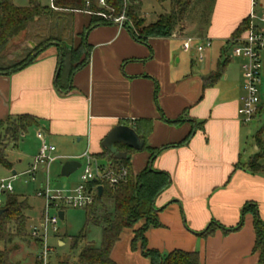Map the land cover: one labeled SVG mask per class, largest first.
<instances>
[{
	"label": "crops",
	"instance_id": "0c3cea01",
	"mask_svg": "<svg viewBox=\"0 0 264 264\" xmlns=\"http://www.w3.org/2000/svg\"><path fill=\"white\" fill-rule=\"evenodd\" d=\"M252 10V0H215L203 30L191 22L171 37L147 42L135 39L128 27L99 24L87 33L89 61L73 74L69 93H61L54 84L55 46L24 69L0 74V119L34 116L38 139L40 133L66 161L79 160L86 152L102 153L103 140L118 125L144 128V120H150L145 145L161 150L151 166L169 173L171 183L156 198L160 224L146 232L148 247L163 254L175 249L198 251L200 264H259L253 250L252 212L244 214L240 229L227 233L222 229L241 222L246 204L256 205L264 220V171L253 172L247 166L256 152L247 151L248 125L238 112L245 93L243 59L227 49L234 31ZM255 11L264 14V0H258ZM77 15L88 16L74 23L75 46L90 22L89 14ZM254 23L264 30L263 22ZM188 37L211 42L203 60L183 49ZM225 48L229 62L221 79L204 87L205 78L226 57ZM193 129L191 139L183 143ZM117 150L131 156L135 173L148 165L147 149L127 152L117 145ZM211 224L216 225L214 232L203 235ZM114 249L113 258L123 264ZM127 257L134 258L127 264H150L129 243Z\"/></svg>",
	"mask_w": 264,
	"mask_h": 264
},
{
	"label": "trees",
	"instance_id": "16d2710c",
	"mask_svg": "<svg viewBox=\"0 0 264 264\" xmlns=\"http://www.w3.org/2000/svg\"><path fill=\"white\" fill-rule=\"evenodd\" d=\"M143 1L107 0L108 8L106 9L98 5V0H54L58 10H53L50 5H43L40 0H29L27 6H18L14 0H0V74L11 75L38 60L43 50L14 60L15 56L9 54L7 49L13 39L28 30L31 25L39 23L40 20H50L48 25L49 42L52 44L45 47L54 45L58 50L54 84L61 93H69L73 89V74L89 61L91 46L86 40L87 33L99 24L112 23L98 15V12L105 11L112 16H120L124 13L127 17L124 26L130 29L135 39L147 42L150 38L171 37L178 31L184 30L191 22H197L200 25V30H203L209 22L215 0H154L162 7L163 12L152 23L147 22L143 13ZM78 10L83 13L90 11L91 14H89V25L79 34L80 44L75 46L73 44L74 23ZM249 24L250 20L246 19L237 27L232 39L227 43L228 50L238 43L237 39L246 32ZM227 49H223V56H226ZM228 62L227 56L219 62L217 70L205 78L204 87L213 86L221 79ZM260 111L259 106L258 113ZM15 119L18 121L16 120L7 128H3L5 120L0 119V138L5 134L10 141L16 143L29 127L38 125L37 119L28 114L15 116ZM180 121L181 119H178L175 123ZM144 122L146 123L144 128L139 125L132 128L141 139L145 140L152 124L150 120H144ZM193 132L194 129L187 135L183 143L191 139ZM256 145L258 151L250 158L247 166L253 172H262L264 171V164L261 162L264 156V139L260 132L256 135ZM118 148H123L127 152L135 151V149L123 145H118ZM144 149L150 152V157L148 165L138 173L132 169L130 155L123 160H116L113 158L112 152L107 149L94 155L101 161H110L116 166L127 167L129 175L117 186H111L104 181L89 182V187L98 188L101 185L103 190L101 195L97 191L94 203L85 209L87 210L86 225L101 226L103 240L100 246H95L92 243L83 245L76 264H117L112 258V251L126 229L134 231L131 248L133 250L139 248L141 253L150 259V264H200L198 251L175 249L163 254L147 245L146 232L151 226L157 227L160 224L158 209L155 206L156 198L169 187L171 177L169 173L155 170L151 166L161 150L150 148L147 145L144 146ZM0 165L11 166L2 151H0ZM3 194H6V199L0 208V210L3 209L0 212V241L10 243L13 236H19L40 243V238H33L27 232L26 226L29 219L27 211L31 208L28 199L9 192ZM247 212H252L254 215L255 244L253 250L259 255V264H264V220L259 216L256 205L246 204L241 222L236 227L222 229L226 233L240 229L244 224V214ZM139 223L142 224L138 229H135ZM215 229L216 225L211 224L203 232V235H210ZM84 239V233L73 237L71 248H77ZM9 252L6 247L0 250V264H11ZM59 263L71 264L69 258L59 259Z\"/></svg>",
	"mask_w": 264,
	"mask_h": 264
},
{
	"label": "rangeland",
	"instance_id": "374dc122",
	"mask_svg": "<svg viewBox=\"0 0 264 264\" xmlns=\"http://www.w3.org/2000/svg\"><path fill=\"white\" fill-rule=\"evenodd\" d=\"M28 1L29 0H14L15 4L18 6H27ZM40 2L43 5H50V0H40ZM161 12H163L162 7H160L154 0L143 1V13L146 16L148 23L154 22ZM87 16L88 15H77L75 18L76 25L79 22V17L86 18ZM50 22V20H40L39 23L31 25L28 30L13 39L7 52L13 54L15 56L14 60H17L30 53L43 50L40 54L41 56L46 50L54 47V45L48 48L45 47L52 44L49 42L50 32L48 25ZM228 51L231 52V49ZM261 62L262 73L261 82L259 84V96L262 110L252 119V121L247 123L248 126L245 127L248 135L250 134V140H248L247 146L248 153H255L258 151L256 135L259 132L261 133L262 139H264V44L261 49ZM16 120L15 116H10V118L5 120L3 128H7L14 124ZM36 132L37 129L34 126L29 127L27 132L22 134L16 143L10 141L5 134L0 138V151L5 154L7 160L11 163L10 167L0 165V179L10 177L14 172L20 174L29 167L35 150L41 143ZM79 161L83 164V167L79 168L68 177L61 175V170L66 160L58 159L50 166L48 174L46 170L40 168L35 179H32L31 176L27 175L21 178L17 177L12 182L14 187L13 194L27 198L31 207L27 211V216L29 218L26 226L27 232L30 233L34 226L40 227L42 225L44 222L43 215L48 214L50 217L58 216L59 220L57 227L59 228V232H55L52 225H50L47 230V244L49 247L54 248V252L51 254L50 259L51 264H60L59 259L63 258H69L71 264H76L78 263V254L83 245L92 243L95 246H100L103 240V229L101 226L95 224L86 225L87 210L74 207L64 208L59 202L56 206L52 205L49 209H46L47 200L44 195H40L42 188H47V184L52 191V195H55L56 190H72L77 187L80 184V177L84 171L86 163L84 159H79ZM261 162L264 164V156ZM0 198L5 201L6 194L2 193ZM63 208L64 218H60L59 210ZM141 224L142 223L137 224L135 229H138ZM132 232L133 229H126L123 232L121 239L114 246L116 257L118 261L120 260L123 264L134 262V258L127 257V246L128 243L131 246L134 236ZM82 233L85 234V239L79 243L77 248L72 249V238L80 236ZM59 241L64 244H60ZM5 247L10 251L9 257L11 264H39L37 254H39L42 248V242L39 243L26 237L13 236L10 243L0 241V250H3ZM138 250L140 249L138 248L134 251Z\"/></svg>",
	"mask_w": 264,
	"mask_h": 264
},
{
	"label": "built area",
	"instance_id": "2783aa9c",
	"mask_svg": "<svg viewBox=\"0 0 264 264\" xmlns=\"http://www.w3.org/2000/svg\"><path fill=\"white\" fill-rule=\"evenodd\" d=\"M98 5L101 8H108L107 0H98ZM253 10L249 16L250 24L246 32L237 39L238 43L231 48V55L233 57H241L242 62V77L245 93L241 98L239 107V116L243 123L247 124L258 114L260 106L259 84L261 82V49L264 44V30L259 28L254 22L259 20L264 23V14L258 15L255 8L258 5V0H252ZM50 7L53 10H58L54 4V0H50ZM77 12H82L78 10ZM91 14V12H86ZM98 15L102 16L112 23L124 26L127 17L123 13L120 16H112V14L101 11ZM211 46V42L206 39H196L194 37L185 38L183 42V49L187 51H194L196 58L201 61L204 59V51ZM41 139V145L38 152L33 156L29 167L20 174H14L10 178L0 179V195L4 192L13 193V180L17 177L31 176L32 179L36 178L39 169H44L49 172L50 166L59 159L56 155L57 147L45 139L38 133ZM80 159L86 161L84 171L80 177V184L72 190H56L55 195L47 184V188H42L40 195H44L47 204L46 209L52 205H57L59 202L64 208L74 207L86 209L91 206L95 201L97 194V187H89L91 181H104L111 186H117L122 181L126 180L129 175L127 167L116 166L110 161H101L96 156L86 152ZM83 167V164L81 165ZM3 205V200L0 198V208ZM60 209V211H63ZM60 217V216H59ZM44 222L40 227L34 226L30 232L33 238H40L42 248L37 254L39 264H51V254L54 248L49 247L47 244V230L50 225L53 226L55 232H59L57 227L58 216L50 217L48 214L43 215Z\"/></svg>",
	"mask_w": 264,
	"mask_h": 264
},
{
	"label": "water",
	"instance_id": "95a60500",
	"mask_svg": "<svg viewBox=\"0 0 264 264\" xmlns=\"http://www.w3.org/2000/svg\"><path fill=\"white\" fill-rule=\"evenodd\" d=\"M124 145L135 150H142L145 146V140L141 139L136 131L127 125H118L114 127L102 142V146L110 150L113 158L116 160H123L127 157L126 152L118 151L117 145ZM79 160H68L62 167L61 175L64 177L70 176L72 173L81 168ZM103 187H98L99 195H101ZM3 209L0 210L2 212ZM60 218H64V211L59 212Z\"/></svg>",
	"mask_w": 264,
	"mask_h": 264
}]
</instances>
